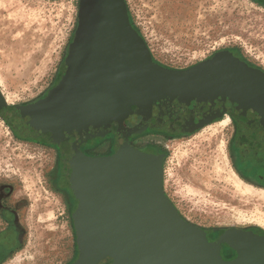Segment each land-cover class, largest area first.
I'll return each mask as SVG.
<instances>
[{
  "label": "rangeland",
  "instance_id": "rangeland-1",
  "mask_svg": "<svg viewBox=\"0 0 264 264\" xmlns=\"http://www.w3.org/2000/svg\"><path fill=\"white\" fill-rule=\"evenodd\" d=\"M124 1L157 63L185 70L229 51L264 71V6L254 0ZM81 14V0H0V90L8 105L59 97ZM234 124L229 117L190 132L161 127L133 136L165 156V191L183 217L220 230L222 242L229 229L264 230V189L241 178L231 157ZM115 138L100 137L96 152L105 155ZM56 140L48 132L16 138L0 115V180L22 179L31 197L28 257L10 264H58L74 249L71 216L49 179Z\"/></svg>",
  "mask_w": 264,
  "mask_h": 264
},
{
  "label": "water",
  "instance_id": "water-1",
  "mask_svg": "<svg viewBox=\"0 0 264 264\" xmlns=\"http://www.w3.org/2000/svg\"><path fill=\"white\" fill-rule=\"evenodd\" d=\"M81 11V34L108 77L87 95L76 128L32 109L22 113L28 127L66 142L79 132L86 138L161 127L184 133L229 116L264 139L262 69L229 51L170 69L154 60L124 0H81ZM7 105L0 90V115ZM63 154L79 199L76 236L94 257L113 264H264L262 233L229 229L223 242L237 256L224 260L206 229L183 217L165 191L164 155L121 139L109 155L87 156L79 143Z\"/></svg>",
  "mask_w": 264,
  "mask_h": 264
},
{
  "label": "flooded vegetation",
  "instance_id": "flooded-vegetation-1",
  "mask_svg": "<svg viewBox=\"0 0 264 264\" xmlns=\"http://www.w3.org/2000/svg\"><path fill=\"white\" fill-rule=\"evenodd\" d=\"M254 1L264 6V0ZM78 27L79 30L82 29L81 23ZM76 37L72 40V56L68 60L69 64L64 68L67 80L64 82L63 87L60 88L59 97H52L47 101H43V103H41V99L34 104L14 105L13 107L7 105V108L3 111L4 114L1 113L14 137H32L34 133L40 134L42 132L38 128L32 129L26 125L22 118V113L28 109L36 112H47L49 113L48 118L50 121H59L60 124L65 123V125L74 126L75 128L79 122L84 120L85 113L82 112V109L89 101L86 96L91 94L98 87V84L105 81L108 71L102 63L96 60L97 52L90 49L89 41H86L82 34L78 36V41H76ZM226 117L228 116L223 119ZM223 119L216 121H222ZM233 121L235 124L231 157L234 166L240 177L247 183L264 189V139L256 136L242 122L235 119ZM69 133L70 131H68ZM77 134L70 136L66 142L62 139L55 141V161L49 171L52 188L63 196L61 203L71 216L75 235L74 215L79 206V199L73 192L63 151L66 146L79 143V149L87 156H99L95 149L98 147L100 138L99 136H88L86 138V135L84 136L82 132ZM112 135L116 137V141L110 142L105 155L115 151L117 140L135 141L134 135L123 133H114ZM149 146H143L142 150L149 153ZM154 152L157 153L159 150ZM23 183L22 179L0 180V264H10V262L17 259L19 262H25L28 257L25 247L29 234L27 214L31 207V197ZM206 233L211 242L219 245L220 253L224 260L236 258L237 253L227 242L223 243L218 240L221 234L220 230L206 229ZM58 264H113V260L111 258L94 257L92 252L79 243L76 236V242L70 258H64Z\"/></svg>",
  "mask_w": 264,
  "mask_h": 264
},
{
  "label": "trees",
  "instance_id": "trees-1",
  "mask_svg": "<svg viewBox=\"0 0 264 264\" xmlns=\"http://www.w3.org/2000/svg\"><path fill=\"white\" fill-rule=\"evenodd\" d=\"M108 77V76H107ZM106 77V78H107ZM106 78H105V80H106ZM86 98H87V96H86ZM39 100H41V99H39ZM38 100V101H39ZM46 100V99H45ZM41 103H43V101L41 100ZM114 134V133H113ZM106 136H112V134H108V135H106ZM258 232H260V233H262L263 235H264V230H262V229H258Z\"/></svg>",
  "mask_w": 264,
  "mask_h": 264
},
{
  "label": "bare ground",
  "instance_id": "bare-ground-1",
  "mask_svg": "<svg viewBox=\"0 0 264 264\" xmlns=\"http://www.w3.org/2000/svg\"><path fill=\"white\" fill-rule=\"evenodd\" d=\"M6 100H7V103H10V101L8 100V98H6ZM227 120H228V117H226L225 119H223L222 120V123L223 124H226Z\"/></svg>",
  "mask_w": 264,
  "mask_h": 264
}]
</instances>
